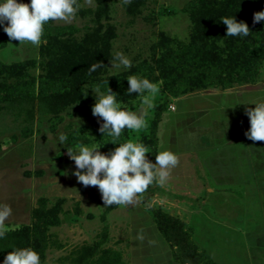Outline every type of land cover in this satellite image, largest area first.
<instances>
[{"label":"rangeland","instance_id":"1","mask_svg":"<svg viewBox=\"0 0 264 264\" xmlns=\"http://www.w3.org/2000/svg\"><path fill=\"white\" fill-rule=\"evenodd\" d=\"M193 1L77 0L81 7L72 20L49 22L66 28L65 34L43 37L38 46L19 45L0 29L6 39L0 63L9 66L0 85L31 93L27 99L14 90L13 97L0 95V203L12 209L0 228L28 226L45 238L42 264H72L65 257L83 248L93 251L94 263L87 264H185L169 239L173 231L189 234L204 264H264V141L244 135L250 127L245 108L254 107L244 104L264 99V62L258 76L240 77L230 87L167 90L160 64L167 53L180 63V52L194 43L195 22L187 9ZM116 50L131 59L130 69H111ZM97 62L101 66L89 72ZM130 74L162 83L147 127L126 129L122 138L149 145L146 155L153 162L165 148L179 160L166 183L150 185L134 203L104 205L98 187L84 186L73 174L58 134L66 133L68 146L98 140L105 143L100 151L113 148L98 130L102 118L91 113L92 89L109 87L118 100L133 107L134 99L138 106L136 93L126 92ZM50 77L53 82H45ZM32 78L34 85L24 83ZM50 86L60 94L42 99L40 91ZM160 214L182 226L168 219L162 229ZM0 249L2 257L1 243ZM103 259L119 263H98Z\"/></svg>","mask_w":264,"mask_h":264},{"label":"clouds","instance_id":"2","mask_svg":"<svg viewBox=\"0 0 264 264\" xmlns=\"http://www.w3.org/2000/svg\"><path fill=\"white\" fill-rule=\"evenodd\" d=\"M81 5L77 0H0V29L10 40L19 41V45H40L44 42V29L52 20H72ZM264 20V9L253 13V23ZM220 22L226 26V36H249L251 30L244 20L234 16H221ZM223 46L224 41L221 40ZM111 69L127 70L132 67L131 59L122 51L116 50L110 61ZM101 66L99 62L89 68L95 71ZM128 94L136 93L140 104L133 107L118 100V94L109 87L100 91L99 87L92 89L95 103L91 106L93 116L98 119L99 132L106 134L109 143L114 147L107 152L100 151L105 145L95 141L90 145L81 141L68 146L66 133L58 134V143L67 147V154L74 162L73 174L84 186H97L104 205H128L139 199V194L145 192L154 183L167 182L171 168L178 163V155L169 148L155 154V162L148 155L152 149L143 141L134 138H122L126 129L140 130L147 127L148 110L154 107V100L159 92L162 81H152L146 76L130 74L126 77ZM244 105L245 115L250 127L244 135L252 141H264V99L254 100ZM76 128L80 129V120ZM122 139L123 142H117ZM11 206L0 203V225L11 215ZM6 229L0 228V238ZM2 250V249H0ZM0 264H42L40 253L31 246H11Z\"/></svg>","mask_w":264,"mask_h":264},{"label":"trees","instance_id":"3","mask_svg":"<svg viewBox=\"0 0 264 264\" xmlns=\"http://www.w3.org/2000/svg\"><path fill=\"white\" fill-rule=\"evenodd\" d=\"M187 9L195 22L194 43L180 52V63L170 53L169 55L167 53V57L163 55L166 62L160 64V68L167 90L172 94H180L207 85H219L226 88L230 87L233 82L239 81L240 77L253 78L259 75V66L264 62V20L254 24L253 13L264 9V0H194ZM229 15H235L238 21L244 20L248 24L251 30L249 36L243 38L239 36L225 37L226 26L220 22V17ZM66 30L63 27H51L48 24L44 29V37L52 39L65 34ZM67 32H71V30ZM221 40L224 41L223 46L219 43ZM5 44V37L0 34V48ZM7 70H9V66L0 63V74ZM52 78L50 77L45 82H53ZM24 83L32 86L34 79ZM68 86L71 87V84H65V88ZM15 87L0 85V95L13 97L14 90L19 98H31L30 92L23 89L15 90ZM40 94L42 99L49 100L57 97L60 92L57 88L50 86L40 91ZM160 218H162L161 214L158 221L162 229H166L168 223L172 226L173 224L182 226V223L173 218H166L169 219L166 220L167 224ZM56 222L53 220L50 224H56ZM39 225L42 229L41 232H44L47 222L43 221ZM169 239L182 252V262L204 264L202 263L203 253L197 250L186 231H173ZM0 240L6 253L11 251V246H31L40 253L41 261L45 259L47 240L37 236L35 231H30L28 226L6 231ZM92 252L83 248L79 250V255L66 256L65 259L72 264L94 263L91 259ZM3 257H0V260ZM98 263H119V261L118 259H103Z\"/></svg>","mask_w":264,"mask_h":264}]
</instances>
